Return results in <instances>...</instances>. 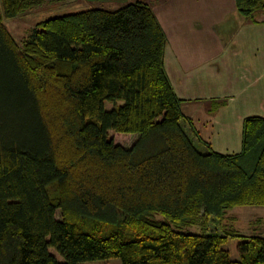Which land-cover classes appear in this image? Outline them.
Returning a JSON list of instances; mask_svg holds the SVG:
<instances>
[{
	"label": "trees",
	"instance_id": "trees-1",
	"mask_svg": "<svg viewBox=\"0 0 264 264\" xmlns=\"http://www.w3.org/2000/svg\"><path fill=\"white\" fill-rule=\"evenodd\" d=\"M44 1L0 0V264H264V236L208 230L264 205V116L245 118L240 152L213 150L182 110L149 4L53 16L19 42L5 19ZM235 3L264 21V0ZM230 237L246 238L238 259Z\"/></svg>",
	"mask_w": 264,
	"mask_h": 264
},
{
	"label": "crops",
	"instance_id": "crops-1",
	"mask_svg": "<svg viewBox=\"0 0 264 264\" xmlns=\"http://www.w3.org/2000/svg\"><path fill=\"white\" fill-rule=\"evenodd\" d=\"M155 10L185 116L213 150L240 152L245 118L264 116L250 103L264 98V21L242 16L235 0H159Z\"/></svg>",
	"mask_w": 264,
	"mask_h": 264
},
{
	"label": "rangeland",
	"instance_id": "rangeland-1",
	"mask_svg": "<svg viewBox=\"0 0 264 264\" xmlns=\"http://www.w3.org/2000/svg\"><path fill=\"white\" fill-rule=\"evenodd\" d=\"M135 1H142L149 4L154 12L156 11V5L159 3V0H45L41 7L21 13L14 18L5 19V23L9 29L12 30L16 40L21 42L27 39L32 29L44 19L89 7H99L110 10L117 9L124 4ZM250 103L256 107L264 108V98L251 100ZM112 106L113 105L107 103V108H111ZM208 118L210 117L208 116ZM110 136L117 142H121L125 145L132 144L135 140V138L131 137L117 136L114 131H110ZM215 148L221 150L218 147ZM57 215L59 216V212ZM225 228L236 229L247 236L254 234L264 236V205L235 206L228 210L221 219L213 217L208 226L209 232L216 234H222ZM195 229L196 228H192V230ZM245 239V237H230L223 246L230 250L233 258L238 259V244ZM50 250L57 255L59 260L63 261L62 256L56 250ZM84 264H122V262L120 258L115 257L87 261L84 262Z\"/></svg>",
	"mask_w": 264,
	"mask_h": 264
}]
</instances>
